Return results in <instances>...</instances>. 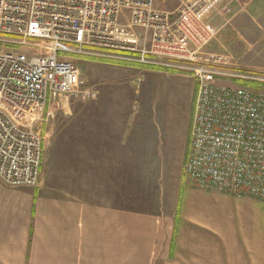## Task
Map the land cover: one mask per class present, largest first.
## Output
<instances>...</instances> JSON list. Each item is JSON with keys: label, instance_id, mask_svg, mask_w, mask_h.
I'll list each match as a JSON object with an SVG mask.
<instances>
[{"label": "crops", "instance_id": "crops-1", "mask_svg": "<svg viewBox=\"0 0 264 264\" xmlns=\"http://www.w3.org/2000/svg\"><path fill=\"white\" fill-rule=\"evenodd\" d=\"M166 1L156 8L178 5ZM207 19L217 31L207 54L264 69V0H219ZM118 98V112L80 134L79 150L43 146L37 187L0 179V264H264V202L185 182V166L168 168L148 131L156 118L139 122Z\"/></svg>", "mask_w": 264, "mask_h": 264}, {"label": "built area", "instance_id": "built-area-1", "mask_svg": "<svg viewBox=\"0 0 264 264\" xmlns=\"http://www.w3.org/2000/svg\"><path fill=\"white\" fill-rule=\"evenodd\" d=\"M0 0V179L37 187L39 125L62 99L94 100L74 57L170 70L196 85L185 175L203 191L264 202V75L209 55L207 16L219 0ZM70 56V57H69ZM154 70V69H153Z\"/></svg>", "mask_w": 264, "mask_h": 264}, {"label": "rangeland", "instance_id": "rangeland-1", "mask_svg": "<svg viewBox=\"0 0 264 264\" xmlns=\"http://www.w3.org/2000/svg\"><path fill=\"white\" fill-rule=\"evenodd\" d=\"M166 2L162 0V6L166 8L168 5L167 8H170L171 2ZM208 26L217 34L214 28L209 24ZM71 57L70 61L80 71L81 81L87 88L97 91L98 95L90 101H82L80 98L62 99L50 106L39 125L43 146L49 151H53L57 144H61L63 149L67 146L79 150L80 134L93 130L95 132V120L100 118V121L104 122L106 112L110 116L114 112L113 107L117 111L120 108L118 95H121L120 103L126 104L127 108L131 104L130 112L139 122V119L156 118L155 127L149 128L148 131L157 136L159 151L166 157L167 167L174 168L173 163L177 165L180 161L179 166L183 169L190 154L191 123L197 95V88L190 87L193 81L182 76L173 78L169 75H159L160 77L153 79V75L139 73L136 66L127 63ZM257 71L260 72L255 73L264 75V69ZM167 80L173 84L167 86ZM228 86L245 87L252 92L264 93V85L235 82L228 83ZM75 136H78V140H71ZM183 174L186 182L184 171Z\"/></svg>", "mask_w": 264, "mask_h": 264}, {"label": "trees", "instance_id": "trees-1", "mask_svg": "<svg viewBox=\"0 0 264 264\" xmlns=\"http://www.w3.org/2000/svg\"><path fill=\"white\" fill-rule=\"evenodd\" d=\"M140 67H142V66H140ZM152 69H154V70H160V69H157V68H152ZM169 72H175L176 73V71H174V70H170Z\"/></svg>", "mask_w": 264, "mask_h": 264}]
</instances>
